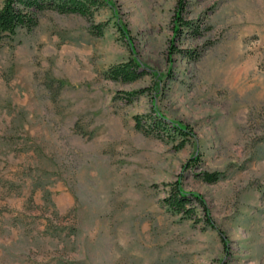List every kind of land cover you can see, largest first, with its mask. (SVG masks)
<instances>
[{"label":"rangeland","instance_id":"rangeland-1","mask_svg":"<svg viewBox=\"0 0 264 264\" xmlns=\"http://www.w3.org/2000/svg\"><path fill=\"white\" fill-rule=\"evenodd\" d=\"M176 1L47 10L0 43V264H264V0H188L200 33L174 40ZM177 180L227 248L168 209Z\"/></svg>","mask_w":264,"mask_h":264},{"label":"trees","instance_id":"trees-1","mask_svg":"<svg viewBox=\"0 0 264 264\" xmlns=\"http://www.w3.org/2000/svg\"><path fill=\"white\" fill-rule=\"evenodd\" d=\"M188 0H177L173 16V32L174 40H178L186 30L187 32L197 35L200 33V27L194 22L186 20L184 17ZM103 6L111 9L112 13L118 16L115 11V5L112 0H0V43L6 39H12L17 35L18 30L26 29L32 31L39 22V15L47 10H54L63 14H77L86 18H91L96 11ZM118 30L125 39H128V33L125 30L121 20L116 22ZM98 33L104 31V24L98 25ZM131 48V60L124 65L111 70V77L114 79H123L125 81H134L139 78L146 70L141 61L135 57V52L131 43L128 41ZM171 44L169 57L180 52L177 46ZM156 81L161 80L163 76L152 73ZM143 90L135 91L129 95H138ZM137 120L139 118L137 117ZM157 120L160 125H167L180 135L183 139H188L189 136H194L188 130V126L181 125L168 121L162 114L156 111L153 121ZM140 127V121L137 123ZM168 125L166 127H169ZM186 140L181 144L184 145ZM204 179L210 183L219 180L218 174H205ZM168 209L175 214H182L186 218L195 219V222L203 221L204 225L216 229L222 238L223 245L227 248L228 240L219 226L216 224L210 208L208 207L204 197L196 192H188L183 189L180 180H177L170 185L168 196L164 199ZM198 205L196 207L195 205ZM197 208L201 211V218H196Z\"/></svg>","mask_w":264,"mask_h":264}]
</instances>
